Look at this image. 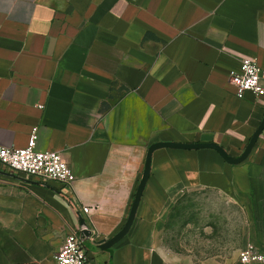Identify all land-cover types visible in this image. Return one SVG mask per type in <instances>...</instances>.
Listing matches in <instances>:
<instances>
[{
	"label": "crops",
	"instance_id": "crops-1",
	"mask_svg": "<svg viewBox=\"0 0 264 264\" xmlns=\"http://www.w3.org/2000/svg\"><path fill=\"white\" fill-rule=\"evenodd\" d=\"M242 58L264 69V0H0V146L37 127L73 172L64 186L0 163V264H56L81 220L89 264H171L156 227L192 188L256 215L264 130L239 163L174 147L148 162L165 142L242 155L264 118V96L229 82Z\"/></svg>",
	"mask_w": 264,
	"mask_h": 264
},
{
	"label": "rangeland",
	"instance_id": "rangeland-1",
	"mask_svg": "<svg viewBox=\"0 0 264 264\" xmlns=\"http://www.w3.org/2000/svg\"><path fill=\"white\" fill-rule=\"evenodd\" d=\"M260 203L251 216L227 194L185 190L157 224L156 246L171 264H237L245 244L264 250V200Z\"/></svg>",
	"mask_w": 264,
	"mask_h": 264
},
{
	"label": "built area",
	"instance_id": "built-area-1",
	"mask_svg": "<svg viewBox=\"0 0 264 264\" xmlns=\"http://www.w3.org/2000/svg\"><path fill=\"white\" fill-rule=\"evenodd\" d=\"M229 82L241 96L250 91L256 96H264V69L255 59L242 58L239 71H231ZM37 127L31 131L26 147L14 148L0 146V163L14 174L24 175L39 182L55 181L64 186L70 185L73 172L62 154L57 151H39L36 148ZM92 207H82L88 213ZM86 224L72 229L64 238L63 244L55 254L56 264H89V257L83 248V234L88 231ZM264 263V250L247 243L238 251L237 264Z\"/></svg>",
	"mask_w": 264,
	"mask_h": 264
},
{
	"label": "water",
	"instance_id": "water-1",
	"mask_svg": "<svg viewBox=\"0 0 264 264\" xmlns=\"http://www.w3.org/2000/svg\"><path fill=\"white\" fill-rule=\"evenodd\" d=\"M264 130V118L261 121L258 129L250 139L245 151L242 153V155L238 158H232L230 157L226 151L219 145L215 143H175V142H168V143H157L155 145H152L148 151V162L150 159V154L152 151L157 147H174V148H185V149H197V148H211L220 153V155L229 163H239L241 162L251 151L252 147L254 146L255 142L257 141L258 137ZM81 224H86L84 220H81ZM84 234H88V231L85 230Z\"/></svg>",
	"mask_w": 264,
	"mask_h": 264
}]
</instances>
